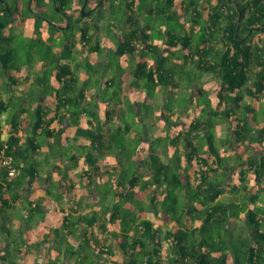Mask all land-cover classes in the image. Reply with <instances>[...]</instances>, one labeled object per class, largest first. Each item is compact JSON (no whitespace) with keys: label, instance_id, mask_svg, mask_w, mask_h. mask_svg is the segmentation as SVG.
I'll list each match as a JSON object with an SVG mask.
<instances>
[{"label":"trees","instance_id":"trees-1","mask_svg":"<svg viewBox=\"0 0 264 264\" xmlns=\"http://www.w3.org/2000/svg\"><path fill=\"white\" fill-rule=\"evenodd\" d=\"M96 1L108 2L109 10H112L118 19L130 7L128 0ZM192 1L196 10L191 15L192 32L199 28L198 22L201 19L208 22V29L214 25L217 28H212L214 31L206 30L197 41L199 46L202 45V50H196L194 57L191 55L187 58H193L194 69L200 75L213 72L220 76L221 83L211 94L202 86L195 89L194 94L189 97L191 102L194 101L195 95L203 98L206 96V99L202 106L191 104V114L187 116L190 120L188 125L184 124L180 117L171 121L169 117L172 114H165L164 118L169 121L163 118L165 126L160 129L156 139L159 145L166 141L168 160L162 159L157 152L158 146H150L146 160L132 162L135 168L131 174H119L116 199L109 212L110 223L100 222L101 217L95 212L76 216L73 212L62 210L54 215L53 220L58 219L60 226L69 230L76 229L79 224H83L85 229L94 225L107 229L109 224L118 228L113 231L118 243L116 248L102 245L97 239L90 240L84 234L87 230L82 232L83 242L71 245L69 251L72 254H65L69 258L76 255L75 252L82 251L77 254L76 264H121L120 260L113 259L117 256V251L123 258L122 264H264V207L248 208V202L244 199L249 192L248 183H264V123L257 126L255 105L244 100L247 96L258 98L264 91V0H218L216 5L213 0H207L209 7L206 5L204 8L199 4L202 0ZM231 1L236 2L232 5ZM56 7L60 11L56 12L57 16L50 12L51 9L56 11ZM149 9L157 12L152 6ZM187 9L182 7L181 11L187 13ZM159 10L166 13L165 7ZM62 14L68 20L65 25L61 24V19L64 20ZM39 19H44L46 23L54 26L59 32L58 36L62 37V53L58 57L53 56L60 62L52 67L49 66V61L53 57L48 56L41 60L42 64L39 66L33 45L28 41L16 42L18 36L27 38L16 34V26L20 24L31 27L40 41L42 32H46V38L52 39L47 27L42 30ZM258 26H261L260 30L255 28ZM93 27L83 15L82 7H73L71 0H15L13 4L9 0H0V163L2 158L6 157L18 169L17 175L11 177L8 168L0 166V206L3 211L11 208L12 202H17L21 197L19 190L24 184L22 179L30 186L39 174L44 161L34 160V155H38L42 146L40 137L52 136L49 127L52 121L62 116L61 108L67 106L71 115L76 117L84 111V107L78 110L76 106L78 101L84 99V93L82 89L77 90L78 80L71 67L72 58L66 55L72 54L79 32L80 40L92 49L94 58L102 54L100 41L93 42ZM138 29L136 24L130 26L134 37ZM251 29L253 31H250ZM258 33L263 35L259 42L251 41ZM181 39L187 38L183 36ZM55 40L58 41V38ZM214 40H221L224 47L219 50L217 46L208 49L207 45ZM15 43L16 47L13 45ZM117 44L113 56H108L111 62H107V67L114 65V60L119 62L122 56L133 50L128 39L120 40ZM152 48L156 49V46ZM22 51L24 54L21 55ZM144 51V55H148L149 50L145 48ZM166 51H163L164 56L156 64H150L146 59L141 60L133 73L144 82V86L151 93L159 85L163 88L177 87L176 77L186 78L187 73H190L182 67L167 66L169 57ZM25 65L27 72L22 75L21 71ZM87 67L90 73H98L94 62L88 61ZM18 76L28 83L33 80L35 85L42 87L51 79L56 82L57 86L53 88L55 113L51 118L48 117L46 99L43 96L35 107H28L32 87L30 90H20L19 94L16 93L23 84ZM2 79L7 80L1 82ZM113 81L121 84L118 80ZM169 101L170 96L165 100L164 108ZM91 106L94 107V103L89 107ZM183 106L182 110H185ZM118 107L119 104L115 103L106 109L107 124L112 123L111 112H118ZM224 123L228 124V133L225 138H221L220 146L217 144L216 130ZM127 126L129 131L131 126ZM84 130L97 140L99 150L111 151L114 146L117 149L127 147L124 139L127 131L123 129L112 127L109 134L101 125L98 132L89 127ZM138 140L140 144L141 138ZM251 145L260 149V153H255L249 147ZM234 147L238 155L234 156V162L229 163L231 156L227 152ZM241 147L244 149L241 150ZM133 148L138 150V144ZM142 151L144 148L140 147L138 152L141 154ZM246 151L249 152L247 158L244 157ZM89 154L86 159L95 164V160H91L94 158L93 153ZM239 162H248V168L238 167ZM227 163L231 171L235 169V180L230 178V171L226 175L230 176L229 178L219 177L222 167ZM140 166L150 175L144 176ZM250 170L254 177L248 180ZM227 179L232 181V184H229L230 189L243 195L242 200H219L223 193L222 185ZM48 185L53 192L55 183L50 182ZM74 185V182H70L69 189H73ZM28 192L30 193V190ZM145 195L149 200L147 207L143 203ZM249 199L256 202L260 199V194L251 193ZM31 201L33 199H25L29 211L27 218H31L38 210L37 205L31 207ZM148 208H153V219L141 218L140 212ZM158 218L164 224H172L163 236L160 232L161 225L157 223ZM241 220L244 224L240 232H237L232 225ZM60 230L61 227H57L53 232L59 234ZM237 234L238 238L235 239ZM55 249L59 250L60 247ZM95 251L97 254H94ZM58 256L59 254H51L48 263L57 264ZM12 257L13 254H2L3 261L0 264H19ZM33 264H43V261Z\"/></svg>","mask_w":264,"mask_h":264},{"label":"crops","instance_id":"crops-1","mask_svg":"<svg viewBox=\"0 0 264 264\" xmlns=\"http://www.w3.org/2000/svg\"><path fill=\"white\" fill-rule=\"evenodd\" d=\"M153 1L156 3L159 2V0ZM175 1L177 0H174V3ZM206 1L207 0H202L199 2V4H201V8H204V6L207 5ZM82 2L79 0H71L73 7H81ZM89 2V7H93L97 1L89 0ZM217 2L218 0H213L214 5H216ZM145 3H147L146 0H135L134 2L132 0H128L127 4L128 6H130L128 11H125L123 15L118 19V17H116V14L112 10H109L108 2H106L104 3V6H102L98 10L97 13L92 14L90 17H86V20L90 21L92 24L94 23V27L92 28L93 42L98 40L101 44L102 54L96 56V59L100 63L107 64V62L110 61L109 59L113 56V52H115V48L117 47L116 44L120 42V40L128 39L131 41V47H133V50L127 52L124 56H122L118 63V69H123L128 77L126 78L125 82L122 83L118 80V82H120L121 84H116L109 77L107 78L106 76H103L102 78L100 77L98 79L100 84L97 82L100 87H96L97 77L89 72V68L87 67L89 57H86L87 55L93 57L95 56L91 51L92 49L85 46V43L80 40V32L77 34V46L79 48V53H74L72 49L71 67L75 72L76 79L78 80L77 90L82 89L84 93V99L78 101L79 103H77L76 106L78 110H81L84 107V111L80 113L79 117H76L71 115L72 113H70L67 106H63L61 108L60 115L62 116L52 121L49 127L51 129L52 136L40 137L43 143L39 149L38 155H34V160L43 159L44 161V163L40 167L39 174L36 176L34 182L30 186L28 185L27 181H24L23 186L19 190L22 195L17 200V202H12L11 208H9L7 211H3L2 207L0 206V233H3L2 236L8 235V240L13 239L12 242L14 243L15 241V245H18L21 241L30 244V246H26L24 244L18 245L13 250L14 253H11L13 254L12 258L17 260L19 264H33L37 261H43V264H49L48 262L51 259L50 255L54 253V250H56L55 247H53V249L51 247L53 244L52 235H54V232L50 231L45 237H40L36 233H41L44 222L43 219L51 218L53 222L54 215L62 210L73 212L76 216L83 214H92L95 212L98 213V215L101 217L100 222L110 223L109 212L112 208L113 203L115 202L116 189L118 186V182L120 181V170L117 169L116 166L118 162L124 159V155L122 152H118L115 154V146L111 151L99 150L97 140L94 139L91 134H87L84 129L86 127H89L91 130L98 132V127L101 125L102 127H104V131L106 130L107 133L112 130V127L123 129L125 132L127 131V124H123V121H120V119L118 120L119 116L125 111L126 108L124 95L120 96V94H122L124 88L128 87L131 83L138 86L137 90L139 92H142V90H147L149 92V90L144 86V82L141 79L136 78L133 74L137 63H139L143 59H146L148 63L153 64L154 62L156 64V62L160 61L162 56H164L163 51L170 50L169 52H172V54H168L169 59L166 63L167 66L173 67L175 65L177 67H181L180 62L186 61L185 64H190L193 68L195 67L194 61L192 60L193 58L188 59L187 56L190 57L192 55L191 57H194L193 55L195 54L196 50H202V45L199 46V43H197V41H193V43L191 44L188 43V37L193 34L192 23L189 25L187 24V28L182 27L178 30L168 28V30H165L166 26L160 25L159 20L160 18L165 19L169 12L162 13V11L159 10L160 8H162L161 5L160 7L157 5V12L149 11L150 4L148 5V3ZM182 3L186 4L187 2L186 0H184ZM207 7L209 6L207 5ZM131 9H134V11ZM170 11L178 14L174 9H171ZM195 11L196 10H192V12ZM102 12L106 14V17H101ZM159 12L161 13L158 14ZM178 16L180 17V20H183L185 19L184 16L186 15L183 11L179 10ZM204 18H206V16ZM61 21V24L65 25L64 20L62 19ZM132 24H136L139 27L136 33H134L135 37L133 36V34H131L130 30V26ZM166 31H169L171 34H174L176 36L184 35L187 39H183L185 40L184 44H181L183 40H180V42L175 47L173 46L167 48L166 44L168 42V35L167 33H165ZM15 32L16 34H21L30 38L35 37L34 30L31 27L26 26L25 24L16 26ZM49 32L52 33V30H49ZM127 35L128 38L126 37ZM257 35L259 36L255 38ZM256 36H254L253 41L259 42L260 37L263 35L258 33L256 34ZM220 37H222L221 33ZM105 42L108 43L105 44ZM221 42V40H214L211 44L207 45V48L213 49L214 46L215 48L217 46V50L222 49V47H224V44H222L223 42ZM185 44L186 46H184ZM152 46H156V49L152 48ZM145 48L149 50L147 52L148 55H144ZM179 48H182L184 50V57L181 54L176 55V50ZM61 50L62 47H57L55 51L59 52ZM109 55L110 58L108 57ZM36 59L37 61H39V58ZM73 60L75 61V64H73ZM41 64L42 62L39 61V66H41ZM26 70L27 65L22 68L21 74L24 75L27 72ZM194 70L197 74L196 77H199L200 79L202 75H200V73L196 69ZM55 72L56 71H54V73ZM209 73L214 74L210 71ZM215 75L217 76V80L219 81V83H221L220 76L217 74ZM4 80L6 81L7 79H2L1 82ZM19 80H21L23 84L19 86V89L16 93L19 94L21 92L20 90H30V88L32 87V94L31 96H29L30 99L28 101H30V104H28V107H35L37 101L41 96H43L46 99L45 105L48 109V117L51 118L55 113L56 104L51 80L50 82H47V84H43V87L39 86L38 84L35 85V81L33 80L29 83L25 82L23 77H19ZM191 81L192 82L190 84V82H185V78L177 76V87L173 88L171 86L163 88L161 85H159L153 92V98L156 100L157 97L159 98L161 95H165L164 98L166 97L167 99L170 94L174 93L178 89L180 91H188L185 93L189 98V92L192 91L194 94L195 89L201 86L204 90L208 91L202 83L196 86L197 83H195V81L192 79ZM52 82L56 85V82L54 80H52ZM186 87H188V90H185ZM214 89L209 93L211 94ZM42 91H44L45 93H43ZM150 94L152 93L150 92ZM115 98H118L120 100H116ZM244 100L251 101L253 102V105H255L256 112L258 113L257 126H260L262 123H264V91L261 95L258 96V98L247 96L246 98H244ZM89 102H91L90 105L94 103V107H89ZM115 103L119 104V107L117 108L118 112H111L112 123L107 124L106 109L111 104L115 105ZM102 104L103 107H100ZM164 104L165 103H162L161 106L157 104V112L150 115L149 119H147L146 121L144 120L145 122H143L145 127L141 135V147L144 148V151H142L141 155L143 157L142 159L144 160H146L148 157L147 151L150 148L151 138L155 134L157 135L160 129L163 128V118L165 114H169V112H167L165 108H162L164 107ZM136 105L139 106L138 103H136ZM174 114L175 113L172 114L173 118L174 116H176ZM180 118H182V116ZM187 119L188 122L186 123L188 125L190 120L189 118ZM6 128L8 129V126ZM217 130L221 131L220 134H222L223 132V134L220 136L221 138H225L226 134L228 133V124H222V126L218 127ZM133 133V128H130L129 131L125 133L126 141L130 140ZM19 134H22V130ZM217 137L218 136H216V138ZM217 139V144L221 146V139ZM249 147L252 148L255 153H260V149L255 148L253 145ZM233 149H235V147ZM59 150H65L67 152L64 159L61 158V153H59ZM236 151L237 150L235 149L227 152V154L231 156L229 159V163L234 162V160L236 159L235 157L238 155ZM89 153H93L92 155L94 156V158H91V160H95V164H93L92 161L86 159L87 156L90 155ZM248 156L249 152L246 151L244 153V157L247 158ZM115 157L118 162L115 161ZM248 166V162L238 163V167H242L244 169L248 168ZM140 171L144 172V176L150 175L149 172L142 166H140ZM228 171H230L231 177L226 176ZM234 172L235 169L231 171L230 165L227 163L226 166L222 167L219 177L233 178ZM253 177V172H249L248 180L253 179ZM209 178H211V176ZM50 182H54L56 185V187L53 188V192L50 190V187L48 185ZM70 182L75 183L73 189H69ZM229 184H232V181L227 179L225 183H223L222 188L225 189V191L227 189L232 191ZM263 184L259 185L252 181L248 183L247 191H252V194H260L262 191H264ZM29 190L30 193L28 192ZM225 191L223 190V193H221V195L219 196V200L226 201L222 199ZM247 195L250 194L248 193ZM231 196L233 197V200L230 201H239V199L242 200V195L239 193L237 195V193L232 191ZM25 199H33V201H31V207H34L35 205L38 206V210L35 212V214H33L31 218L28 217V220L30 219L29 222L25 220V217H21V213L18 211H23V213L28 212L29 215L27 205L24 204ZM244 199H246V202H248V208H254L255 206L264 207L261 199H257L256 202L250 200L249 196ZM143 203L145 207H147V205L149 204L147 195H145ZM11 210L13 212H11ZM151 211H153V208L145 209L143 212L141 211L140 217L153 219ZM157 223L161 225V236H163L164 232L172 227L171 223L164 224L159 218L157 219ZM242 223L244 224V222ZM234 225L238 226V224L233 223V228H235ZM58 226H60V223ZM60 227L61 230L57 235L60 237L62 236L61 239L64 242L61 243L60 249L57 252V254H59L57 264H76L77 254H81V251L75 252L74 254L76 255H71L69 258L67 255L65 256V254H72L71 251L69 252L68 242L69 240H74L75 245L82 243L84 239V235L82 232H84L85 230L87 231L86 233L84 232V234L90 240L97 239L100 244L112 246L113 248H116V246L118 245V243L116 242V236H114L113 233V231L118 230L115 225L111 226V231L110 228L103 229L99 225L87 226L85 229L83 224H79L76 229L71 228L70 230L64 227L62 228V225ZM34 235L37 236L33 238ZM9 245V243L0 244V263L1 261H3L1 259V255L10 254V252L12 251L10 249H7ZM94 254H97L96 251L94 252ZM115 254H117V256H115L113 259L120 260L122 264V262L124 261H122L123 258L120 255V252L117 251V253L115 252Z\"/></svg>","mask_w":264,"mask_h":264},{"label":"rangeland","instance_id":"rangeland-1","mask_svg":"<svg viewBox=\"0 0 264 264\" xmlns=\"http://www.w3.org/2000/svg\"><path fill=\"white\" fill-rule=\"evenodd\" d=\"M10 3H14L15 0H9ZM149 7H157V5L160 7V5L162 7H165V5H167V2L166 0H159L158 3L152 1V0H146ZM184 0H177L175 1L174 4H171L169 3L168 5V8H166V12H169L168 15L165 17V19H161L159 20V24L162 25V26H169L170 28H173L175 30H178L182 27H188L189 24H191V20H192V10L188 8L189 6V2L190 0H186V4L185 3H182ZM101 2V1H99ZM145 3V4H147ZM154 3V4H152ZM171 4V5H170ZM183 5V6H182ZM143 6V5H142ZM182 7L184 8H188L187 10V13L185 12L184 14L186 16H184L185 19L183 20H180V17L178 16L179 14V10L182 9ZM51 9V8H50ZM171 9H174L177 11L178 14H175L174 12L170 11ZM56 11H53V9L50 10L51 13H55L56 16L58 15L56 12H60L58 11V7L55 8ZM105 12V11H104ZM102 12L101 14V17H106V14ZM94 14V13H93ZM63 15V14H62ZM191 16V17H190ZM63 18H64V23L68 22V20L66 19V16L63 15ZM62 20V19H61ZM40 21V25L42 26V30L44 31L47 27L48 29V32L49 30H52V33L49 32V35L52 36V39L51 37L49 38H46V32H42L43 36H41V41L39 39H37V36L33 37V38H30V37H27V38H22V36H18L16 37V42L17 43H20V42H24V41H28L31 45H33V47L35 48L37 54V58H39V61L41 60H45V58H48V56H60L61 53H62V50L59 51V52H56V48L57 47H62L63 44L61 42V35L58 36V32L55 30V28H53L54 26H51L49 25L48 23H46V20L44 19H39ZM199 23V28L194 32H193V36H194V39L196 41H198L200 39V36L202 37V35L205 33L206 30L208 31H214L212 28H217L216 25L212 26L211 29H208L207 28V24L208 22H206L205 20L201 19ZM188 24V25H187ZM260 34V33H259ZM159 35V34H158ZM256 36V34H255ZM259 35H257L255 38H257ZM55 38L57 39L58 38V41L55 40ZM257 40V39H255ZM15 47H16V43L13 44ZM49 45V48H47V46ZM50 46L52 47V49H50ZM73 51L74 53H79V48L77 46V43L74 44L73 46ZM177 51V54L176 55H184V50L182 48H179L176 50ZM167 54H172V52H169V50L166 51ZM24 54V51L21 52V55ZM65 54H67V52L65 51ZM64 54V55H65ZM67 57L69 58H72V54L71 55H66ZM53 57L54 59H56L55 61L53 60V58H51V60L49 61V66L52 67L54 66L57 62H59L60 60L58 58H55ZM87 58L89 57V61H92L95 63V66L97 67V71L98 73H95L97 79H96V83L98 81V79L103 76H106L107 78L109 77L111 80H119L121 83L122 82H125L126 78L127 77V74L125 73V71L123 70H119L118 69V61H114V65L112 66H109L107 67L106 63L102 64L100 63L96 58H94L93 56H86ZM184 57V56H183ZM65 58V57H63ZM38 61V62H39ZM120 61V60H119ZM186 61H182L180 62V65L182 67V69L184 68L185 70L190 71V73H187V76L185 78V80L187 82H190L191 84V80H194L196 84V86L200 85V83L203 84V86L208 90V93L210 91H212L215 86L217 84H219V81L217 80V76L215 74H211L209 72H204V74L201 76V78L199 79V77H196L197 74L195 73V70L194 68L192 67V65L190 64H185ZM73 64H75V61L73 60ZM48 65V64H47ZM102 80V79H101ZM202 80V81H201ZM97 83V88L100 87V83L98 84ZM51 84L54 87H56L55 83L52 82V79H51ZM138 86L136 84H129L128 87H125L124 90L122 91L123 93L120 94V96L124 95V102H125V111L123 113H121V115L119 116L118 120L120 119V121H123V124L126 123L128 124L129 126H131V128H133V134L130 138V140H127L126 141V135H124V139H125V143L127 145L126 149H117V147L115 148V154L118 153V152H122L123 155H124V159H122L120 162H118V160H116V157L114 158L117 163V166L116 168L120 170L119 173L121 172H126L128 174H131L134 170L135 167H133V164L132 163L133 161H139L140 159H142V155L138 152V150L140 151V147L142 146V140H141V143L139 144V140L138 138L140 139L141 138V135H142V132L144 130V127L145 125L143 124V122H145L147 119H149L150 115L154 114L155 112H157V104L161 106L162 103H165V100H166V97L164 98L165 95H161L159 98L157 97V99L155 100L153 98V93L150 94V92H148L147 90H142V92H139L138 90ZM185 90H188V87L185 88ZM185 92H188V91H180L179 89L177 91H175L174 93L170 94V101L168 103V105L165 107V110L167 112L170 113H175L174 115V118L172 117V115L169 117V120H175L176 118L178 119V117H181V120L182 122L185 124L186 122H188L187 120V115H190L191 112H190V107L192 108V106H195V105H201L204 103L205 99H206V96H197L195 95V99L193 102H191V96L193 95V92L190 91L189 94H190V98L187 97V94ZM116 100H120L118 98H115ZM187 103H186V101ZM136 103L140 104L139 106L136 105ZM191 104H193L191 106ZM182 105H184V109L185 110H182ZM100 107H103V104L100 106ZM164 108V107H162ZM186 114H185V113ZM172 113V114H173ZM181 114V115H179ZM256 114V119L258 120V113H255ZM179 115V116H177ZM165 119V118H164ZM145 120V121H144ZM167 120V118L165 119ZM167 120V121H169ZM117 121V120H116ZM115 121V122H116ZM150 124V123H149ZM152 124V123H151ZM164 124V122H163ZM163 127L165 125H162ZM167 126V125H166ZM216 136H218L217 138H220L221 139V136L223 134H220L221 131L219 130H216ZM140 133V135H139ZM140 136L137 138V136ZM158 136V134L154 135L152 138H151V144L150 146H154L155 148L158 146L159 147V151H157L161 156H162V159L167 161L168 160V154H167V145H166V141L164 140L160 145L158 144V140L156 139ZM221 141V140H220ZM138 144V150L137 149H134L133 146H136ZM158 144V145H157ZM157 147V148H158ZM134 149V152H132V150ZM244 148L241 147V150H243ZM235 150V149H233ZM232 151V150H231ZM59 153H61V158L64 159L65 155L67 154V152L65 150H59ZM232 180L235 178H231ZM23 181H25V179H22ZM264 185V184H263ZM225 186V185H224ZM226 187V186H225ZM225 191V189H223ZM94 191V190H93ZM231 193L232 191H230L229 189H227L223 196H222V199L226 200V201H230V200H233V197L231 196ZM249 194L252 193V191H249L248 192ZM245 194V193H244ZM238 195V193H237ZM249 195L245 196V198H247ZM242 198L243 195H242ZM235 199V198H234ZM260 199L261 201L263 202L264 204V191H262L260 193ZM247 201V200H246ZM25 205H27V203L25 202L24 203ZM20 213H21V217H25V220H28L27 215H28V212L27 213H23V211H20L18 210ZM11 212H13L11 210ZM12 214V213H11ZM243 222V220H241ZM242 222H239L238 223V226L237 225H234L235 226V229H237V232H240L241 228H242V225L243 223ZM59 221L58 219H54L53 222L51 220V218L49 219H44V222H43V226H42V230H41V233L38 234L36 233L38 236L40 237H45L50 231H54L55 228L59 227ZM112 225L109 224L108 228H110ZM233 227V225H232ZM3 234V233H2ZM2 234L0 233V244L2 243H5V244H10L8 246L7 249H10L12 250L10 252V254L13 252V250L15 249L16 246L18 245H26V246H30V244H27L25 243L24 241H21L18 245H15L16 242L14 241V243L12 242L13 239H9L8 240V235L7 236H2ZM37 235H34L33 238H35ZM13 236V235H12ZM62 236H58L56 233H54V235H52V240H53V244H52V249L53 247L55 248H59L61 246V243H63L64 241L61 239ZM235 239L238 238V234L237 236L234 237ZM45 239V238H43ZM57 243V244H56ZM71 245H75L74 244V240H69L68 242V247H72ZM168 245V244H166ZM33 246V245H32ZM72 249V248H71ZM59 250H54V253L53 254H57ZM70 252V251H69ZM14 253V252H13ZM82 253V251H81Z\"/></svg>","mask_w":264,"mask_h":264},{"label":"flooded vegetation","instance_id":"flooded-vegetation-1","mask_svg":"<svg viewBox=\"0 0 264 264\" xmlns=\"http://www.w3.org/2000/svg\"><path fill=\"white\" fill-rule=\"evenodd\" d=\"M166 1H167V3L174 4V0H171V2H170V0H166ZM240 1L242 2L243 0H240ZM234 2H236V1H231V4L234 5ZM89 4H90L89 0H84L81 4V7L83 8V6H84V10L86 12V14L84 15L85 17H90L93 13H97L98 10L102 6H104V2H96L93 7H89ZM165 8H168V6L165 5ZM188 8L194 11V3L192 0H190ZM82 13H83V11H82ZM93 25H94V23H93ZM168 28H170V27L167 26V28L165 30H168ZM255 28H257V27H255ZM250 31H253V29H251ZM165 33H167V35H168V42L166 44L167 48H170L173 46L175 47L180 42V40H183V39H181V37H183L184 35L183 36H179V35L176 36L174 34H171L169 31H166ZM253 39H254V37L251 39V41ZM248 40H250V39H248ZM193 41H196V40L194 39L193 34H191L190 37H188V43L191 44V43H193ZM184 42H185V40H183L181 42V44H184ZM222 44H224V43H222Z\"/></svg>","mask_w":264,"mask_h":264},{"label":"built area","instance_id":"built-area-1","mask_svg":"<svg viewBox=\"0 0 264 264\" xmlns=\"http://www.w3.org/2000/svg\"><path fill=\"white\" fill-rule=\"evenodd\" d=\"M7 131H5L6 133ZM3 157V156H2ZM1 167H7L8 168V173L11 177H14L18 173V169L12 165V162L7 159L6 157H3L0 163Z\"/></svg>","mask_w":264,"mask_h":264},{"label":"water","instance_id":"water-1","mask_svg":"<svg viewBox=\"0 0 264 264\" xmlns=\"http://www.w3.org/2000/svg\"><path fill=\"white\" fill-rule=\"evenodd\" d=\"M82 11H83V15H85L86 14V12H85V10H84V6H83V8H82ZM260 28H261V26H258L257 27V30H260ZM237 35L239 36V34L237 33Z\"/></svg>","mask_w":264,"mask_h":264},{"label":"bare ground","instance_id":"bare-ground-1","mask_svg":"<svg viewBox=\"0 0 264 264\" xmlns=\"http://www.w3.org/2000/svg\"><path fill=\"white\" fill-rule=\"evenodd\" d=\"M237 137V136H236Z\"/></svg>","mask_w":264,"mask_h":264}]
</instances>
